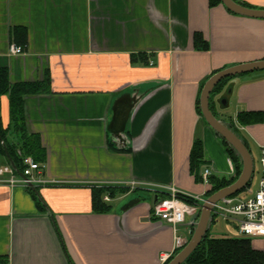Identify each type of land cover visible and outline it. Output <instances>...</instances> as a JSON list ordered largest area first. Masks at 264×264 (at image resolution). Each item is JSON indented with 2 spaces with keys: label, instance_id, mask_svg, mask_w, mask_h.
<instances>
[{
  "label": "crops",
  "instance_id": "obj_1",
  "mask_svg": "<svg viewBox=\"0 0 264 264\" xmlns=\"http://www.w3.org/2000/svg\"><path fill=\"white\" fill-rule=\"evenodd\" d=\"M236 1L264 10V0ZM263 59L264 18L211 0H0V68L11 84L30 85L22 96L25 132L39 141L47 181L35 191L0 177V261L160 264L176 235L190 239L193 221L177 228L162 221L153 207L165 192L138 183L202 195L210 189L201 180L206 167L236 177L198 100L214 73ZM211 107L261 155L264 120L242 124L238 114L264 112V70L225 81ZM12 119L10 95L2 94L0 124L19 148ZM7 164L0 144V167ZM252 245L264 253V237Z\"/></svg>",
  "mask_w": 264,
  "mask_h": 264
},
{
  "label": "trees",
  "instance_id": "obj_2",
  "mask_svg": "<svg viewBox=\"0 0 264 264\" xmlns=\"http://www.w3.org/2000/svg\"><path fill=\"white\" fill-rule=\"evenodd\" d=\"M222 3L221 0H211V4L215 5ZM245 5V3L240 2ZM231 11V10H230ZM233 12V11H232ZM202 37L196 35V43L198 46L207 48V44H201ZM201 42V43H199ZM231 78H227L219 83L213 92L218 91L222 84ZM30 85L26 84H11L9 81L8 71L5 68H0V96L9 93L11 99L12 112L15 119H12L10 129L13 130L17 137L21 138L18 142L20 147L17 148L12 145L8 139L7 133L2 129L0 124V144L2 149L6 145L13 162L17 169L23 172V157L32 156L35 160L39 161L37 151H39V141L36 136L28 135L25 132V119H24V104L23 95L28 92ZM198 109L202 115L200 108V100H198ZM264 120V112H249L244 111L238 114V121L242 124H248L256 121ZM9 129V130H10ZM18 138V139H19ZM222 141L237 165V175L232 179L218 178L211 176L209 179L210 189L207 191L206 196L209 197L217 190L233 183L240 175L242 169L241 158L236 150L222 138ZM23 155H20V153ZM203 162V141L198 138L195 140L191 151V170L198 176V168ZM244 190V189H243ZM242 190V191H243ZM100 193L94 195L95 203H98V196ZM191 201L190 198H185ZM100 202V201H99ZM100 209L108 210V206L102 205ZM179 252V251H178ZM182 264H264V253L256 250L252 245V238L235 236H211L210 232L201 241L200 245L191 253V255Z\"/></svg>",
  "mask_w": 264,
  "mask_h": 264
},
{
  "label": "built area",
  "instance_id": "obj_3",
  "mask_svg": "<svg viewBox=\"0 0 264 264\" xmlns=\"http://www.w3.org/2000/svg\"><path fill=\"white\" fill-rule=\"evenodd\" d=\"M11 52L14 54L22 53L23 47L12 45ZM23 165L24 170L22 173L24 177L17 176L16 170L11 164L1 166L0 177H3L1 179L11 184L21 183L25 186H30V184L35 186L44 185L47 183L43 177L44 171L40 162L36 161L32 156H24ZM260 167V181L257 190L251 194H241L242 191H240L215 203L212 210L213 222H215L216 217H221L227 223L234 225L240 236L248 238L264 237V146L261 148ZM211 176V169L206 167L201 176L202 182L209 184ZM156 188L169 195L156 201L153 207L155 216L174 228L185 223L188 217H191L192 221L198 219L202 205L207 199L206 193L189 195L181 193L174 186L168 185H157ZM185 198H190L191 201ZM109 199V195H106V200ZM187 242L188 239L181 235H176L174 251L182 249ZM174 251L161 253L160 263L166 264L173 257ZM0 264L6 263L0 261Z\"/></svg>",
  "mask_w": 264,
  "mask_h": 264
},
{
  "label": "water",
  "instance_id": "obj_4",
  "mask_svg": "<svg viewBox=\"0 0 264 264\" xmlns=\"http://www.w3.org/2000/svg\"><path fill=\"white\" fill-rule=\"evenodd\" d=\"M222 3L231 11L251 16L264 18V10L247 7L236 0H221ZM264 70V59L250 63H243L226 67L214 73L205 82L200 95V108L202 115L208 125L221 137L231 145L241 158L242 169L239 177L231 184L217 190L207 197L202 205L200 215L197 220L193 221L194 231L186 245L179 250L166 264H182L191 253L200 245L201 241L206 237L213 223L212 210L218 201L239 193L250 185V181L254 174V158L247 144L239 136V134L225 121L219 119L213 112L211 107V95L216 86L227 78H232L245 73ZM226 100H223L225 103ZM7 156L12 167L24 177L10 156L8 149L4 146ZM30 187L37 191L34 184Z\"/></svg>",
  "mask_w": 264,
  "mask_h": 264
},
{
  "label": "rangeland",
  "instance_id": "obj_5",
  "mask_svg": "<svg viewBox=\"0 0 264 264\" xmlns=\"http://www.w3.org/2000/svg\"><path fill=\"white\" fill-rule=\"evenodd\" d=\"M229 109H230V107H227L224 110H226L227 112H230ZM252 155H253V158H254V174H253V178L250 181L249 188L246 189V190H244V191H242L241 194H251V193H254L257 190L258 185H259V181H260V168H261L260 167V155H259V153L257 151H252ZM201 180H202V178H201ZM138 184H141L142 186H148V187H153V188L157 189L156 188L157 185H155L152 182L141 181ZM157 191H159V190L157 189ZM165 195L168 196L169 194L165 193ZM209 232H210V235L211 236H225V237L240 236V234L237 231L236 227L234 225H232V224L227 223L221 217H216L215 222H213L211 224V226H210V231ZM160 264H162V263H160Z\"/></svg>",
  "mask_w": 264,
  "mask_h": 264
},
{
  "label": "bare ground",
  "instance_id": "obj_6",
  "mask_svg": "<svg viewBox=\"0 0 264 264\" xmlns=\"http://www.w3.org/2000/svg\"><path fill=\"white\" fill-rule=\"evenodd\" d=\"M37 161V160H36Z\"/></svg>",
  "mask_w": 264,
  "mask_h": 264
}]
</instances>
